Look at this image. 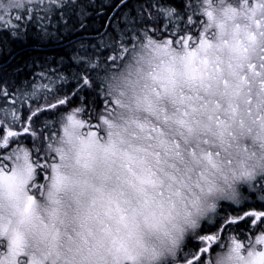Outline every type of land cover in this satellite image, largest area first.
I'll use <instances>...</instances> for the list:
<instances>
[{"label":"clouds","instance_id":"clouds-1","mask_svg":"<svg viewBox=\"0 0 264 264\" xmlns=\"http://www.w3.org/2000/svg\"><path fill=\"white\" fill-rule=\"evenodd\" d=\"M184 2L168 9L198 18L177 29L187 45L168 42L158 14L151 28L140 17L134 42L106 40L114 61L85 63L105 107L65 106L43 118L45 139L0 156V264H186L224 204L264 189V0ZM74 6L0 0V30L44 29L39 17ZM61 98L19 89L14 104L0 98V126ZM216 245L206 264H264V228Z\"/></svg>","mask_w":264,"mask_h":264},{"label":"trees","instance_id":"trees-1","mask_svg":"<svg viewBox=\"0 0 264 264\" xmlns=\"http://www.w3.org/2000/svg\"><path fill=\"white\" fill-rule=\"evenodd\" d=\"M73 4L78 7L50 14V19L44 21V29L40 26L23 27L21 31L12 32L15 38H6L9 39V45H0V98L7 104L15 103L19 89L26 92L28 88L34 87L38 79L47 78L55 81L57 94L69 102L65 106L83 105L90 109H101L107 101L100 95L98 84L95 91L89 87V74L85 71L82 57L113 54L106 40L109 44L134 42L135 27L141 16L148 19L150 14H158L161 29L165 31L168 25L165 31L168 38L174 29L184 26L189 16L198 19L190 10L186 15L171 18L160 12L170 6L187 8L184 0H74ZM28 23L31 25V21ZM144 26L151 28L152 25L149 22ZM45 29L51 34L45 35L42 32ZM79 43H85L86 48L77 47ZM108 62L111 63V60L108 59ZM82 76L89 82L84 83ZM5 92L10 95L5 96ZM65 106H60V111L65 110ZM53 113L49 111L41 115L40 121L35 124L37 132L43 127V118L51 119ZM241 207L225 206L220 209L219 218H222V210L242 213ZM240 224L237 228L241 229L239 232L234 230V234L245 235L247 231H253L248 222Z\"/></svg>","mask_w":264,"mask_h":264},{"label":"snow or ice","instance_id":"snow-or-ice-1","mask_svg":"<svg viewBox=\"0 0 264 264\" xmlns=\"http://www.w3.org/2000/svg\"><path fill=\"white\" fill-rule=\"evenodd\" d=\"M161 13H163L166 16H169V9H161ZM154 13L149 15L148 19H144L143 16L142 18V23L143 25H147L149 22H151V25H153V17ZM21 19L20 17H17V21ZM31 20L32 17H29ZM157 23L160 24L161 21L158 17ZM197 21L193 19V16H189L187 19L186 24L187 25H193L195 26ZM167 29V26H165V31ZM155 30V26H153V31ZM173 37H175V42L179 43L181 41L184 42L185 45L193 39L191 31H188L186 33L180 34L177 29L173 30V33L171 36L168 38V42L172 43L173 42ZM127 49L124 48V51ZM109 60L115 59V54H111L110 56L107 57ZM85 63H87V58L83 57L82 58ZM97 66L96 62H93L92 64L89 65L92 69H95ZM88 79H85V83H88ZM50 85H54L55 81L49 80ZM54 90V87H49L47 91H52ZM35 94V92H34ZM5 96L8 95L7 92L4 93ZM69 102L61 98L55 103H50L47 105H41L38 106L37 108L31 109L30 114L25 118V120L17 125L20 128V131H13L12 129L14 127H3L0 126V135L3 136L2 143H0V147L2 148H8L10 140L11 139H16L19 140L20 137L24 134H30L32 139L35 140L37 137H40L41 139H45L43 137L42 132L43 129H41L39 132H37L35 128V124L40 121L41 115L45 112H49L52 110H57L59 111L61 108L60 106H65ZM31 107V106H30ZM7 129V130H6ZM6 130V131H5ZM224 220L227 221V226L232 227L233 225L240 224L242 222H248L253 229H261L264 228V212L260 211H251L245 214H235L232 217H225ZM225 228H218V230L215 232L216 234H205V235H200L198 240L200 241L199 245H194L193 247L198 249L194 253L190 254L189 258L186 260V264H206L205 258L206 256L214 249V246L218 243L219 240V233L225 231Z\"/></svg>","mask_w":264,"mask_h":264},{"label":"rangeland","instance_id":"rangeland-1","mask_svg":"<svg viewBox=\"0 0 264 264\" xmlns=\"http://www.w3.org/2000/svg\"><path fill=\"white\" fill-rule=\"evenodd\" d=\"M52 2H55V0H52ZM72 2H74V0H72ZM57 7H60V6L57 5ZM30 13H31V10H30ZM29 17H31V14L26 18L28 22L31 21L29 19ZM38 19L41 20V21H43V22L45 21V18L43 16L39 17ZM47 19H50V15L47 17ZM23 23H24V21H21V24H23ZM8 27H10V28H21V25H18L15 22L9 21ZM16 30H18V29H13L11 31L10 30H0V43H1L2 40L8 38L9 36H11L12 38H15V35H13L12 32H14ZM100 42L102 43L103 41H100ZM97 44H94V45H97ZM85 79H86V77L82 76V80H84V83H85ZM49 80L50 79H47V78H44L42 80H39L38 79L37 82H35V84H34L33 91L35 93H42V92H46L49 87H55L54 85H50L49 84ZM43 82H45V83H43ZM11 104H14V102H10V105ZM23 107H24V113H23V115H22L21 118L24 120L30 114L31 109L37 108L38 106L35 103L29 101L28 103H25L23 106L20 107V111H22V108ZM53 112L54 113L51 114V117L56 114L57 110H54ZM16 128H19V126H16ZM26 137H30V136H26ZM25 140H27V138ZM15 142L16 143H19L20 142V139L19 140H16L14 138L11 139L10 140V143H9V146H8L7 149H5V148L0 149V156L5 155L8 150H10L12 147H14L15 144H16ZM29 145H31V143ZM245 192L247 193V197H246V199H244V201L241 204H243L244 202H247L249 200L252 203H256L257 200H259L260 202H262V201L264 202V189H261L259 187V185L255 186V187H253L251 189H245ZM241 204H239V205H233V204H227V203L224 204L221 207V209H224L225 206L226 207H228V206H233V207H236V206L237 207H240V206H242L241 207V210H240V211H242V213H238V212L237 213H234L232 211L231 212H228L229 211L228 209L224 210V212L222 210V213H223L222 214V218L219 221L217 220L219 218L220 214H221V213H219V216L216 219L217 220V223L219 225L217 227L213 228V230H209V232H203L202 229H203L204 226L206 227V225H207V228H208L209 227L208 225L209 224H212V223H205V225H203L202 228H201V230H200L201 231V235H205V234H216L215 232L218 230V228H225L226 229L225 231L220 232L218 234L219 235V240H221L223 238H226L227 236L234 235V230H237V232H239V229L237 227H238V225H241V224H236V225H233L232 227H228L227 226V221L224 220L225 217H229L230 218V217H232L235 214H245V213H248V212H251V211H258V210L264 208V206L263 207L262 206L254 207V206H248V205L245 206L246 204L245 205H241ZM208 229H211V228H208ZM247 232L249 233L250 231H247ZM219 240H218V242H219ZM199 244H200V241L198 239H192V238H190L188 240L187 245H186V248H185V254H186V256H187V254H192L195 251H197L198 249L194 248L193 246L194 245H199ZM216 246H218V245H216Z\"/></svg>","mask_w":264,"mask_h":264},{"label":"bare ground","instance_id":"bare-ground-1","mask_svg":"<svg viewBox=\"0 0 264 264\" xmlns=\"http://www.w3.org/2000/svg\"><path fill=\"white\" fill-rule=\"evenodd\" d=\"M7 41L9 42V39H4L3 41H1V43H0V45H1V47H3V45H7L8 43H7ZM6 43V44H5ZM9 45V44H8ZM36 45H43V44H41V43H36ZM4 91H6V90H4ZM27 91H32V92H34L33 91V87L32 88H28L27 89ZM27 91H26V93H27ZM10 94H8V96H9ZM12 95V94H11ZM228 212H231V211H228ZM222 216V215H221ZM205 225V224H204ZM209 228V227H208ZM207 228V225H206V227L204 226L203 227V230H204V232H209V230L210 229H208Z\"/></svg>","mask_w":264,"mask_h":264}]
</instances>
